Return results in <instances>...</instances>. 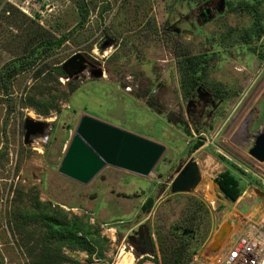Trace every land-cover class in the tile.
Returning a JSON list of instances; mask_svg holds the SVG:
<instances>
[{
  "label": "rangeland",
  "instance_id": "374dc122",
  "mask_svg": "<svg viewBox=\"0 0 264 264\" xmlns=\"http://www.w3.org/2000/svg\"><path fill=\"white\" fill-rule=\"evenodd\" d=\"M171 1L86 0L89 17L77 29L82 22L80 0H43L34 9L36 19L0 0V68L41 42L67 36L61 47L44 55L37 69L52 73L80 52L105 71L102 79L92 78L88 69L79 79L68 81L54 72L55 78L36 80L33 70L13 81L11 101L0 90V264L31 263L27 234L44 232L34 218L39 211L36 199L52 203V210L62 208L69 219L88 220L107 238L104 259H90L88 252L76 250L74 262L67 264H120L123 252L133 255L134 264H162L158 235L164 237L189 220L192 231L185 243L192 264L234 217L230 212L234 203L225 200L216 182L231 168L229 163L239 167L234 170L244 189L236 208L246 214L259 205V212L264 211V163L249 154L264 127V40L244 44L240 34L253 18L227 10L194 38L174 40L172 47L167 37L171 36L160 31ZM135 4L141 6L138 17ZM226 29L234 30V38L219 44L216 37ZM105 40L110 44L104 48ZM188 52L209 54L211 60L204 87L214 105L204 117L196 106H189L181 90L178 63ZM33 86L57 98V108L49 115L41 114L40 107L23 105ZM72 87L78 90L72 93ZM83 115L163 144L166 152L147 178L106 167L88 185L70 180L59 168ZM29 118L47 123L49 138L34 136L26 144L24 125ZM198 142L202 145L193 149ZM191 157L199 165L201 183L191 193L173 194L172 181ZM253 179L262 188L253 185ZM194 198L202 202L200 210ZM148 199L154 201L150 210L145 209ZM27 208L29 218L21 232L19 216ZM140 228L149 229L153 251L136 239ZM172 240L182 243L176 237Z\"/></svg>",
  "mask_w": 264,
  "mask_h": 264
},
{
  "label": "trees",
  "instance_id": "16d2710c",
  "mask_svg": "<svg viewBox=\"0 0 264 264\" xmlns=\"http://www.w3.org/2000/svg\"><path fill=\"white\" fill-rule=\"evenodd\" d=\"M79 12L82 17V22L76 27L80 29L89 17V7L86 0H80ZM264 33L263 17L255 16L252 25L241 32L240 39L246 44L250 45L255 40H260ZM46 35V33H42ZM234 30L226 29V31L220 34L218 37L219 44L227 45L234 38ZM43 37V36H42ZM67 41V36H63L58 40L53 41L48 39L45 42H41L40 46L33 49L26 55L17 57L2 68H0V90L5 94L6 99H10V89L13 81L17 79L21 74L34 70V77L36 80L44 78L46 76L55 78L53 74H56V70L47 74L45 68L37 69L39 61L45 54H49L59 47H61ZM208 54L193 55L190 53L183 54L180 60L179 70L181 74L180 85L184 98L191 100L196 94L199 86L207 84V77L209 74V60ZM78 90L76 87H72L71 92L74 93ZM30 94L23 103L24 106L40 107L41 114L49 115L52 110L57 108L56 97L52 96L49 92L47 94L42 91L40 87L33 86L30 88ZM10 113L15 109L10 106ZM200 116V115H199ZM191 117H193L191 115ZM183 128H189L187 124L181 125ZM197 128V127H196ZM202 145V142H198L194 145L193 149H197ZM229 168L223 172L216 180L220 187V192L225 200L235 203L244 193V189L241 184L240 177L235 170H240L234 163H229ZM235 169V170H234ZM251 183L259 188H262L261 184L257 180H251ZM177 195V194H176ZM196 206L200 210V203L198 199L194 198ZM153 200L148 199L145 209L150 210L153 207ZM35 207L39 209L34 218L40 221V226L44 228V232L38 234V232H30L27 235L28 242L26 246L29 248V255L32 258L30 264H67L73 263V253L78 251L88 252L89 258L104 259L105 246L104 243L107 240L101 234V230L98 226L90 224L88 220H84L81 217L72 216L68 218V214L64 213L62 208H56L52 203L41 202L39 199L35 200ZM51 210V211H50ZM27 211L24 210V214H20L22 224H20L19 231L26 229V219L29 218ZM197 212V210H196ZM28 214V215H26ZM62 216V217H61ZM86 217H89L88 215ZM33 218V219H34ZM191 223L189 225V223ZM184 222V224H177V229L172 233L167 234L164 237L158 235L157 241L159 244V253L162 257V264H189L192 254L187 251L188 245L185 243V236L190 235V226L192 220ZM23 228V230H20ZM172 237H176L181 240V245L174 243ZM181 237L183 239H181ZM33 243L30 247V243ZM67 249L71 250V254H67ZM193 253L195 250L192 251ZM155 252V259H157Z\"/></svg>",
  "mask_w": 264,
  "mask_h": 264
},
{
  "label": "water",
  "instance_id": "95a60500",
  "mask_svg": "<svg viewBox=\"0 0 264 264\" xmlns=\"http://www.w3.org/2000/svg\"><path fill=\"white\" fill-rule=\"evenodd\" d=\"M87 61L82 54H75L56 73L68 81L79 79L88 69ZM97 71L93 77L95 79L104 78V72ZM198 91L199 93L207 92L202 87ZM47 127L48 124L45 122L27 119L24 125L25 143L31 144V138L43 135ZM255 138L254 147L249 154L257 162L264 163V127ZM165 152L166 147L163 144L89 115H83L67 147L59 172L64 177L82 185L90 184L106 167H113L147 178L152 174ZM200 183L199 165L195 158L191 157L186 165L178 170L172 181L171 190L173 194H187L193 192ZM229 231L230 227L227 228V226L219 229L215 236L216 242L211 246L213 251L220 248L228 237ZM148 238L149 252H151L153 249L150 234Z\"/></svg>",
  "mask_w": 264,
  "mask_h": 264
},
{
  "label": "flooded vegetation",
  "instance_id": "af4514ba",
  "mask_svg": "<svg viewBox=\"0 0 264 264\" xmlns=\"http://www.w3.org/2000/svg\"><path fill=\"white\" fill-rule=\"evenodd\" d=\"M135 5L136 6L134 12L137 16L141 11V6L139 4ZM227 10H231L232 13L236 14L243 12L245 14L251 15L253 18L252 23L254 22L255 16L263 17L264 22V0H172L167 14V18L165 20V24L163 25V28L160 31L163 33L167 32V34L171 36L167 37L169 40L171 39V41H173V45L171 44L173 47L175 44L174 40H178L181 38H194L202 28H205L206 26H209L214 22H217L220 18H222ZM78 25L79 24H77V26ZM260 40H264V33ZM109 44L110 41H106L104 44V48L107 47ZM80 54H82L88 60V69H90L91 77L94 78L93 76L94 74H97V70L102 69L96 68L95 64H93L92 61L89 59V56L83 53ZM261 56L264 57V53H262ZM102 71L105 74V71ZM200 87L204 88V90L207 91L204 86H199L198 89ZM198 89L197 95H195L194 97H192L191 100H189V106H196L198 112H200V117H204L206 115V112L209 110L210 105L214 104L212 102L210 92L207 91L199 93ZM196 98L197 101L195 100ZM41 137L49 138V133L45 131V133L41 135ZM185 165H183L181 168H183ZM147 229L148 228H140L139 231L136 232V239L139 242L143 241L145 243V246L150 248L148 238V234H150V231L148 229L147 232Z\"/></svg>",
  "mask_w": 264,
  "mask_h": 264
},
{
  "label": "built area",
  "instance_id": "2783aa9c",
  "mask_svg": "<svg viewBox=\"0 0 264 264\" xmlns=\"http://www.w3.org/2000/svg\"><path fill=\"white\" fill-rule=\"evenodd\" d=\"M7 1L23 14L36 19L34 9L43 0H21V4L15 3L14 0ZM47 8L52 9L51 6ZM36 9L40 17V10ZM240 218L235 215L233 220L239 221ZM108 225L105 224V227ZM205 252L195 257L192 264H264V217L258 222L245 221L241 231L233 237L230 236L219 249L213 251L210 248Z\"/></svg>",
  "mask_w": 264,
  "mask_h": 264
},
{
  "label": "crops",
  "instance_id": "0c3cea01",
  "mask_svg": "<svg viewBox=\"0 0 264 264\" xmlns=\"http://www.w3.org/2000/svg\"><path fill=\"white\" fill-rule=\"evenodd\" d=\"M234 205L235 206L232 207V210L230 211L231 215H234V216L239 215L241 218L239 221L233 220L234 217L230 219L231 220L229 223L230 224L229 234L231 233L230 236L235 235L238 231H241V229L244 226L245 221L258 222L264 216V211L259 212V209H258L259 205H256V211L255 212H250V213H246V214L241 213V211L238 208H236L237 203H234ZM229 234H228V236H229Z\"/></svg>",
  "mask_w": 264,
  "mask_h": 264
},
{
  "label": "bare ground",
  "instance_id": "6f19581e",
  "mask_svg": "<svg viewBox=\"0 0 264 264\" xmlns=\"http://www.w3.org/2000/svg\"><path fill=\"white\" fill-rule=\"evenodd\" d=\"M120 264H134V257L131 253L123 252L120 256Z\"/></svg>",
  "mask_w": 264,
  "mask_h": 264
}]
</instances>
